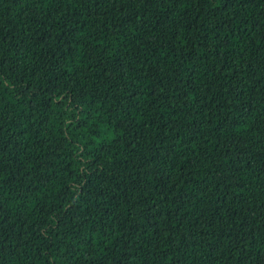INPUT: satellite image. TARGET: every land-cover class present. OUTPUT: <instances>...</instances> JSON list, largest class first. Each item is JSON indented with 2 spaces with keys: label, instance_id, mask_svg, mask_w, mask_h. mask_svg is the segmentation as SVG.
<instances>
[{
  "label": "trees",
  "instance_id": "trees-1",
  "mask_svg": "<svg viewBox=\"0 0 264 264\" xmlns=\"http://www.w3.org/2000/svg\"><path fill=\"white\" fill-rule=\"evenodd\" d=\"M0 264H264V0H0Z\"/></svg>",
  "mask_w": 264,
  "mask_h": 264
}]
</instances>
